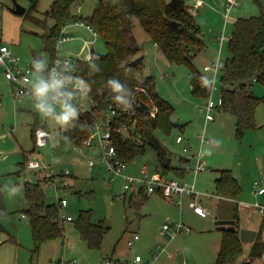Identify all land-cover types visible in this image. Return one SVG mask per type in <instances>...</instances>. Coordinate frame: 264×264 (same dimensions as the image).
Returning a JSON list of instances; mask_svg holds the SVG:
<instances>
[{"label":"rangeland","instance_id":"1","mask_svg":"<svg viewBox=\"0 0 264 264\" xmlns=\"http://www.w3.org/2000/svg\"><path fill=\"white\" fill-rule=\"evenodd\" d=\"M98 1L79 0L72 12L82 19H88L97 9ZM183 1L193 22L200 27L201 37L206 44V48L196 54L194 66L207 83H214L217 87L211 95L212 100L217 101L220 94L219 76L214 81L212 72H205L203 68L213 63L218 54L222 62L229 57L227 41L220 47L216 40L223 32L227 0ZM198 1L204 5L197 7ZM52 2L53 0H0L1 44L6 45L22 62L32 63L34 57L36 60L41 58L43 70L48 68L50 60L49 54L44 51L45 30L33 24L29 17L46 20L45 13ZM16 6L25 9V14H15L13 10ZM260 15L264 16V0H239V6L233 8L229 15V22L224 30L225 37L230 38L237 19ZM46 22L49 28L54 26L51 18H47ZM74 31L76 30H67L68 33ZM133 33L142 48L145 74L155 78L157 93L173 107V124L178 127L184 125L186 129L182 132L176 127L169 135L154 131L153 144L171 156L173 166H181L179 159L183 158H191L193 165L192 156L200 153L206 170L194 174L193 166L190 172L187 171L184 180L188 184H194L196 192L201 194L199 200L210 215L201 218L194 214L188 208L186 198L182 199L181 208L173 204L177 212L172 208L163 213L156 204V197L145 198L138 193L125 191L122 179L106 170L96 149L90 150L83 146L75 149L70 146H55L52 149L50 145L57 143L59 134L66 127L67 120L63 119L65 111L45 100L38 103L34 95L15 99L13 86L0 69V264H102L107 258L132 263L136 255L141 257V264H161L162 260L169 259V253L176 256L169 260L179 264H215L226 232L217 229L216 220L237 216L238 233L240 230L259 231L264 218L255 209H247L244 205L264 203V196H256L253 192L255 181L264 184V104H259L255 110V126L245 130L242 137L236 136V118L219 109L212 113L214 120L206 123V113L201 109L207 104L209 97L198 100L191 94L187 68L169 64L165 56L153 47L136 19L133 22ZM81 36L82 38L74 37L87 41L93 39L87 31H83ZM92 50L101 55L106 53L105 43L100 37L84 50L81 40L61 46L58 54L67 57L71 53L76 55L77 60H86ZM40 81L45 82V76L33 71L31 87L34 90ZM252 92L262 99L264 86L254 83ZM42 108H53L55 114L44 118ZM35 125L43 127L51 134L52 139L46 147L34 150ZM203 132L209 142L201 147L198 137ZM178 136L184 137L187 154L183 152L184 146L175 143ZM136 141L141 144L140 137ZM156 154L154 148L146 144L144 153L127 164L125 174L137 176L144 166L150 175L161 174ZM29 159L52 166L57 175L68 171L70 175L65 177L66 185L57 183L58 189L51 188L43 181L40 173L35 174L27 168ZM89 162L95 163L94 166H89ZM217 180L222 181L223 185L234 183L239 187L236 202L219 200L220 197L216 196ZM27 183L41 188L46 204L57 205L58 199H65L67 206L59 207L60 216L72 219L71 222L63 221V238L45 243L37 253L34 252L29 220L23 218L22 214L23 205L27 203L24 194ZM205 195L216 197L207 199ZM180 211L185 213L182 223L190 232H182L171 239L173 225L179 222ZM84 213L90 214L92 224L102 225L107 229L99 248H89L75 230V222ZM165 224L171 227V231L167 237H161L160 232ZM134 234L140 240L129 248L127 242ZM256 240L255 238L254 242ZM261 241H264V231L261 232ZM254 242L243 243L242 253L229 264H264V252L255 259L250 258ZM162 249L167 254L162 253Z\"/></svg>","mask_w":264,"mask_h":264},{"label":"trees","instance_id":"2","mask_svg":"<svg viewBox=\"0 0 264 264\" xmlns=\"http://www.w3.org/2000/svg\"><path fill=\"white\" fill-rule=\"evenodd\" d=\"M78 1L53 0L45 13L46 20L51 18L54 21V26L50 28L46 20L29 17L33 24L45 30L44 51L50 56L49 66L58 54L56 42L65 25L80 20L91 26L104 41L106 53L101 55L92 50L88 59L77 60L76 68L79 77L91 86V95L98 107H118L135 100L138 104L149 106L152 103L157 108L155 117L151 118L149 112L139 111L136 106L134 131L127 137L113 133V146L117 156L129 164L144 153L146 144H149L157 153L161 175L184 180L187 176L186 168L172 166L171 156L153 144L154 131L169 135L178 126L171 120L173 107L156 91L155 78L144 72V56L141 55L142 48L133 33V22L135 19L138 21L149 41L165 56L169 64L187 68L191 94L198 100H206L210 95L211 85L204 80L193 63L196 54L203 51L206 44L186 3L183 0H99L93 15L82 19L72 12V8L78 6ZM227 52L229 57L219 69V93L223 100L219 110L236 118V136L242 137L245 130L255 126V110L259 104H264V97L259 99L252 92L254 83L264 86V16L237 19L227 41ZM41 64V58L36 60L34 57L31 67L46 79L49 66L43 70ZM112 80L119 82V92L113 90L109 83ZM118 96L123 97V100H118ZM92 119L91 114L69 116L64 131L58 136L59 147L81 146L89 136ZM122 123L127 121L123 118L118 120L114 123V128ZM36 127H33V139ZM184 127L178 128L183 132ZM137 137H140L141 144L137 143ZM184 162L185 160L180 159L182 165ZM216 182V196L237 201L239 187L234 183L223 185L222 181ZM24 194L27 207L23 208L22 214L29 220L34 252L37 253L45 243L64 237V225L60 218L59 203L46 204L43 191L38 185L25 184ZM139 195L147 197L143 192ZM236 217L233 218L236 221L235 231L224 233L215 264H229L242 253L243 243L239 239V221ZM74 227L89 248H99L107 230L102 225L92 224L91 216L87 213L79 216ZM260 231H264V222L250 249L251 259L264 252Z\"/></svg>","mask_w":264,"mask_h":264},{"label":"built area","instance_id":"3","mask_svg":"<svg viewBox=\"0 0 264 264\" xmlns=\"http://www.w3.org/2000/svg\"><path fill=\"white\" fill-rule=\"evenodd\" d=\"M204 4L201 1L197 2V7H202ZM239 6V0H227L225 4V12H224V20L225 25L229 21V15L233 8ZM71 27H79L83 28L85 31L89 32L93 39L90 41L83 40L82 41V50L86 47L92 46L95 43L96 38L99 37L98 33L92 29L88 24L75 20L70 24L65 25L61 31L60 36L56 42V50L75 40V37L68 33V28ZM225 26L223 28L222 35L219 37L218 42L220 47L224 41H228L229 39L225 37ZM222 65V61L220 60V56L218 54L217 59L209 64L204 66L203 71L209 72L211 71L213 74V78L219 76V69ZM77 59L71 56H60L57 54L56 58L50 64L48 73L45 79V84L52 83L53 81H58L59 87L50 90L47 95L43 98L38 97L35 93V90L31 87V75L33 73L31 63H25L20 60V58L15 57L10 49L1 44L0 41V69H2L5 78L12 84L13 86V96L15 99H19L24 95H34L36 101L38 103L43 102L44 100L50 105L62 109L66 111L68 108L71 109L72 114H91L93 117V124L90 127L89 136L81 146L88 149H96L103 163L106 166V170L111 173L115 177H120L123 181V188L125 191L131 193L143 192L146 196L159 195L163 199L172 201L175 205L181 208L183 204V198L188 200V208L194 212L197 216L201 218H207L210 215V212L201 204L199 200V196L201 194L197 193L195 190L194 184H188L184 180L178 179H170L164 177L160 174H149V171L146 167H143L140 170V174L138 176H131L125 174L127 170V164L123 162L116 154L115 147L113 146V133L127 135L129 136L133 131L136 124L135 116H136V106H140V104L136 103L135 100L127 103L123 106L113 107L107 106L105 108H99L96 100L91 95V88L79 77L77 74ZM213 81V82H214ZM210 95L209 101L207 104L202 107V111L206 113L205 121L212 122L214 120L213 112L219 107L222 106L223 100L221 95L217 101H213L211 95L216 91V86L214 83L210 84ZM143 91L142 89H137ZM144 92V91H143ZM1 106V103H0ZM147 106V112H149V116L151 118L155 117L157 112V108L150 103ZM42 112L44 118L47 116L53 115L54 109H43ZM125 119L127 123L119 124L118 127L114 128V123L118 120ZM114 131V132H113ZM52 139V136L49 132H47L43 127H36L34 130V147L35 149L43 148L48 145V142ZM201 147L204 144H207L209 141L205 138V132H203L199 137ZM175 143L181 146H184L183 152L187 153L188 149L184 145V139L181 136L176 137ZM59 147V142L50 145L53 147ZM78 146H73L75 149ZM80 147V146H79ZM95 163L89 162V166H94ZM27 168L36 173L41 174L43 177V181L48 183L51 188L58 189L57 183H61L62 185H66L65 177L69 176V172H61L60 174H55L52 166H48L43 162L38 160H28ZM186 170L190 172L191 167H186ZM206 170L205 166L201 161L200 153H197L195 159V166L193 169L194 174L200 173ZM253 192L256 196L264 195V184L261 182L255 181L253 183ZM207 199H213L216 196L213 195H205ZM60 208H66L67 201L65 199H58ZM253 208L257 211V213L264 218V203H256L253 205ZM185 213L180 211L179 222L173 225V233L171 234V239L182 232L189 233L190 229L186 228L182 219L184 218ZM23 218L27 217L23 215ZM61 221L71 222L72 219L70 217L63 218L61 217ZM171 231V227L167 224L163 225L160 236L165 237ZM139 240V236L134 234L132 239L127 242V246L132 248L134 243ZM162 253H166L165 249L161 250ZM142 259L140 256H136L132 263L129 262H121L119 260H115L112 258H107L103 261L102 264H141ZM69 264H75L69 263Z\"/></svg>","mask_w":264,"mask_h":264},{"label":"crops","instance_id":"4","mask_svg":"<svg viewBox=\"0 0 264 264\" xmlns=\"http://www.w3.org/2000/svg\"><path fill=\"white\" fill-rule=\"evenodd\" d=\"M229 22V21H228ZM224 26H225V28H226V25L224 24ZM68 29H75L76 31H74L73 33H70V34H72L73 36H75V37H81L82 38V36H81V33H83V31H85L83 28H79V27H71V28H68ZM81 39L80 38H75V40H73V41H71V42H69V43H67V44H65V45H69V44H75V43H77L78 41H80ZM216 40H218V38L216 39ZM64 46V45H63ZM153 47L155 48V49H157L156 48V46H154V44H153ZM69 56H72V57H75L74 55H72L71 53L70 54H68ZM206 66V65H205ZM186 129L184 128L183 129V131H185ZM184 138V137H183ZM185 140V139H184ZM188 153V152H187ZM186 153V154H187ZM196 156H197V154L195 155V157L194 156H192V158L194 159V164L193 165H191V158H183V160H185V162H184V164L182 165L181 164V166H184L185 168L186 167H193V166H195V159H196ZM180 160V159H179ZM202 161V160H201ZM203 163V162H202ZM171 165L173 166V164L171 163ZM145 167V166H144ZM143 168V167H142ZM148 170V169H147ZM36 174V173H35ZM139 174H140V171H139ZM161 175V174H160ZM138 176V175H137ZM185 181V180H184ZM264 196V195H263ZM151 197H156L155 199H157L158 201H157V206H158V208L160 209V210H162L163 211V213H165V211H171L172 210V208H174L173 206V202L172 201H170V200H167L166 201V199H163L162 197H160L159 195H153V196H151ZM150 197V198H151ZM146 198H149V197H146ZM219 200H226V199H223V198H220ZM227 201H230V200H227ZM200 202H201V200H200ZM233 202V201H232ZM235 202V201H234ZM256 203H260V202H254V203H252V204H248V205H244V207H246L247 209H251V208H253V205L254 204H256ZM27 204V203H26ZM201 204H202V202H201ZM25 205V204H24ZM24 205H23V208H25L24 207ZM238 206H239V204H238ZM242 207V206H241ZM175 209V208H174ZM254 209V208H253ZM175 211L177 212V209H175ZM170 214V213H169ZM222 219H225V220H232L233 218L232 217H224V218H222ZM162 237V236H161ZM165 237H167V236H165ZM139 240H140V238H139ZM167 250H168V248H167ZM164 254H167V253H164ZM170 254V255H169ZM169 254H167V257L169 258V259H173V258H175L176 256H172V253H169ZM136 256H139V255H136ZM169 259H165V261H163L162 260V262H161V264H179L177 261L175 262V261H171V260H169ZM117 260H119V259H117Z\"/></svg>","mask_w":264,"mask_h":264},{"label":"water","instance_id":"5","mask_svg":"<svg viewBox=\"0 0 264 264\" xmlns=\"http://www.w3.org/2000/svg\"><path fill=\"white\" fill-rule=\"evenodd\" d=\"M13 12L15 14L24 15L25 9L16 6ZM138 109L139 111L143 112L147 110V106H145L144 104H140ZM24 207H27V204H25ZM215 225L217 229L220 231L234 232L236 221L233 219L232 220L221 219V220H216ZM256 236H257V231H251V230L239 231V239L242 243H253Z\"/></svg>","mask_w":264,"mask_h":264},{"label":"clouds","instance_id":"6","mask_svg":"<svg viewBox=\"0 0 264 264\" xmlns=\"http://www.w3.org/2000/svg\"><path fill=\"white\" fill-rule=\"evenodd\" d=\"M223 65H221L222 67ZM39 67V66H38ZM59 83L58 81H53L51 84H45L43 81H40L36 86H35V93L38 97H45L47 95V93L55 88L59 87ZM112 85V88L114 91L119 92L121 90V86L119 84V82L117 80H112L109 82ZM118 100H123V97H117ZM41 107H43V105H41ZM72 115L71 109L68 108L65 111V114L63 116L64 120H67L69 118V116Z\"/></svg>","mask_w":264,"mask_h":264}]
</instances>
